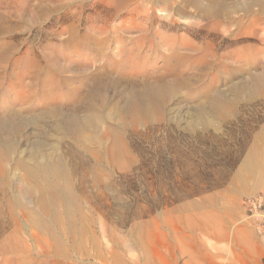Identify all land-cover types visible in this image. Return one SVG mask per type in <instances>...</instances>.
I'll return each instance as SVG.
<instances>
[{
  "label": "rangeland",
  "instance_id": "1",
  "mask_svg": "<svg viewBox=\"0 0 264 264\" xmlns=\"http://www.w3.org/2000/svg\"><path fill=\"white\" fill-rule=\"evenodd\" d=\"M263 8L0 0V264H264Z\"/></svg>",
  "mask_w": 264,
  "mask_h": 264
},
{
  "label": "bare ground",
  "instance_id": "2",
  "mask_svg": "<svg viewBox=\"0 0 264 264\" xmlns=\"http://www.w3.org/2000/svg\"><path fill=\"white\" fill-rule=\"evenodd\" d=\"M257 1H258V4H260L262 0H257ZM160 90H161V88H160ZM160 96L161 95L158 92L157 93L155 92L154 94H149L148 95V107H149V105H150V103L152 101H156L157 102L158 99H160L159 98ZM260 153H261V149H260L259 145L257 143H255L252 146V148L250 149V151L247 154V156L245 157V159L243 160V163H242V165H241V167H240V169H239V171H238V173L236 175V178H235L234 182L232 183V187H240V186H242L243 183L242 182H238V181H239V179H240V181H243L241 179H243V177L246 176L247 174L249 176H251V175L254 176L257 173L262 172L263 167L261 166V164L258 163V158H259ZM260 162H261V160H260ZM25 170L27 171V174H28L30 192L32 193V192H34L36 190H39L43 194V201L44 202L46 200L48 201V198L50 197V196H47V193L50 192V191L48 192V189L51 186V182H53V180L51 178L56 179L58 172H56V170L54 168H52V167L50 168V170L46 171L47 173H42V174H38L36 170L31 169L29 167H26ZM53 176H55L56 178H54ZM58 186H59V184L56 182V185H55L54 188H56ZM4 189L5 188H4L3 184L0 183V199L2 200V201H0V220H3L4 218H7V217L11 218V216L15 213V210L19 207L18 206V204H19L18 198L16 196H14L13 198L6 199ZM188 208L191 209V210L193 208H195V209L199 210L200 212H203V207L196 206L193 203L192 204H188ZM202 217H199L197 220L196 219H192V220H190L188 222H189V224H192L193 222H197L198 224L202 225L205 229H209V228H207V226H209V225H207L202 220ZM9 238H10V243H11V244H9V247L12 246L13 250H11V251H15L16 250L15 246H16L17 240H18L15 237V233H12ZM35 238H38V237L36 236ZM27 249H30V248L27 247ZM31 261L34 263V260H31ZM36 261L41 264L40 261H38V260H36Z\"/></svg>",
  "mask_w": 264,
  "mask_h": 264
},
{
  "label": "crops",
  "instance_id": "3",
  "mask_svg": "<svg viewBox=\"0 0 264 264\" xmlns=\"http://www.w3.org/2000/svg\"><path fill=\"white\" fill-rule=\"evenodd\" d=\"M203 262L205 263V261L203 260ZM211 262H212V259H211Z\"/></svg>",
  "mask_w": 264,
  "mask_h": 264
}]
</instances>
